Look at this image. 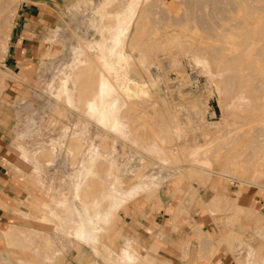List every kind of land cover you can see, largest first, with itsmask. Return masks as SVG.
Returning a JSON list of instances; mask_svg holds the SVG:
<instances>
[{"label":"rangeland","instance_id":"374dc122","mask_svg":"<svg viewBox=\"0 0 264 264\" xmlns=\"http://www.w3.org/2000/svg\"><path fill=\"white\" fill-rule=\"evenodd\" d=\"M23 1L6 3L0 11V121L15 153L13 166L31 190L24 227L1 233L12 259L27 264H112L108 258L125 255L128 245L136 261L120 264H150L153 259L141 251L137 223L160 210L167 199L188 213L215 197L224 203L215 183L225 176L242 184L264 178V0H140L130 8L124 47L134 62L128 75L148 93L131 95L122 86L121 94L111 97L124 134L90 112L92 100L103 93L98 92L100 73L108 71L97 51L89 48L99 41L101 13L122 7L124 0L65 5L45 31L35 74L23 89L10 92L9 47ZM65 72L72 75V105L58 91ZM20 145L30 152L29 159L17 150ZM91 147L98 156L93 173L81 185L80 201L95 204L116 175L123 187L144 185L99 224L98 252L94 244L73 242V234L57 229L59 216H67L73 172L86 165ZM153 180L155 186H150ZM108 204L104 199L100 210ZM233 223L231 217L227 224ZM255 233L256 247L244 243V264L262 262L264 231ZM229 237L216 246L231 244ZM200 239L205 245L212 238Z\"/></svg>","mask_w":264,"mask_h":264},{"label":"crops","instance_id":"0c3cea01","mask_svg":"<svg viewBox=\"0 0 264 264\" xmlns=\"http://www.w3.org/2000/svg\"><path fill=\"white\" fill-rule=\"evenodd\" d=\"M74 1H23L12 30L9 47V67L7 69L11 77L10 92H18L21 88L23 89L27 79L35 74L37 62L44 52L43 36L45 31L50 27L52 21L57 20L63 7ZM111 1L105 0V3ZM216 1L220 2V0ZM124 3L119 8L107 7L105 13H101L102 24L100 23L98 29L99 41L89 47L97 51L102 66L108 71L107 75L104 72L100 73L98 92L109 90V84L107 88L105 87L104 78L110 77L113 63L115 68L120 69L124 57L127 58L130 66L134 62L124 45L131 19L129 10L130 8L134 9L140 0H124ZM109 40L112 42L109 43ZM140 58L145 59L143 54H140ZM71 78V72H65L58 91L72 105L74 94L69 84ZM118 84L121 90L122 86L127 87L125 82L121 81ZM10 92H7L9 96ZM95 100L96 97L91 104ZM104 102L107 103L104 106L110 110L111 97L104 99ZM7 134L6 125L0 121V264H27L12 259L8 255L6 242L1 234L24 227L23 212H27L26 205L31 200V190L27 181L13 166L15 164L13 154L15 153L10 146ZM76 134L78 132L75 131ZM60 141V148H62L63 141ZM17 148L26 159L30 158L31 154L26 147L20 145ZM36 168L39 171L42 170L39 162H36ZM75 171L73 172L74 182H77ZM260 181L259 183L242 184V180L239 178L225 176L222 181L217 180L215 183L217 191L225 199V202H220L215 197L211 201H205L202 209L190 207L188 213L179 211V202H173L171 198L167 199L160 210L142 219L141 223H137L142 230L136 231L142 246L141 251L153 259V263L150 264H242V262L244 264L247 250L244 243L251 242L256 247L252 239L257 237L255 231H264V178ZM134 186L139 190L132 197L136 196L144 187L143 184ZM150 186H155L154 180ZM75 202L78 204L80 200L76 199ZM249 210L250 213L247 212ZM59 217L57 229L62 231L60 225L63 219L62 216ZM231 217H234L235 221L232 226L227 224ZM208 236L212 238L211 243L208 241V244L203 245L201 243L203 239L200 238L208 239ZM225 236H230L231 244L216 246V243L223 240ZM73 240L78 243L94 244V251L98 252L95 245L99 239L96 242L88 243L78 238L75 239L73 236ZM58 251L56 249V252ZM124 252L125 255H118L115 258L111 255L108 260L112 264L136 261V256L128 245L124 248ZM260 258L263 263L255 260L252 264H264V255H261Z\"/></svg>","mask_w":264,"mask_h":264},{"label":"bare ground","instance_id":"6f19581e","mask_svg":"<svg viewBox=\"0 0 264 264\" xmlns=\"http://www.w3.org/2000/svg\"><path fill=\"white\" fill-rule=\"evenodd\" d=\"M14 1L15 0H0V11H2V9L4 8L6 3L8 5V3L10 4V3H13ZM201 18H199V19H201ZM0 25H1V21H0ZM173 38H172V41L174 40ZM3 48L7 49V46L5 45V46H3ZM140 60H144V59L140 58ZM199 61H198V63L201 62V61L200 62ZM144 62L145 61H141L142 64ZM202 62H204V66L207 69V67L209 66L208 62L205 60ZM129 67H130V64H129L126 57H124V62H121L120 69L115 68V64L113 63L112 73L110 75V77H111L110 83L107 82L109 80L108 77L104 78V82L106 83L105 87L107 88L108 87L107 85L109 84V86H110L109 90L104 91L101 95V98H98V96H97L95 102H93V104H91V106H90V112L93 114V116L101 124L107 126L108 128H110L112 130L114 129V130L120 132L121 134H124L123 129H122V123H121L120 119H118L117 116L115 115L114 108H113L115 105L116 99H114V103L111 104L112 106H111L110 110L104 106L107 104L104 102V99H108L109 97H112L115 93L121 94L120 86H119V84L118 85L116 84L117 78L120 79L122 82H125L127 84L128 91L130 92L131 95H137V96L140 95L141 96V94L148 93V89H146L144 87H139L138 83L136 81H133L129 77V75H128V69H130ZM211 73H213V72H211ZM214 77H216V76H214ZM183 110L184 109H182V111ZM207 110H209V112H210L212 110V106H209L207 108ZM184 112H183V114H187ZM192 113H193V111H192ZM179 114H181V113H179ZM205 114H206V112H205ZM200 116L201 115H199V118H200ZM203 117L205 119V116H203ZM181 118L184 119L183 116H181ZM196 118H198V117H196ZM196 120H198V119H196ZM199 125L200 124H198V126ZM59 143L61 144V141ZM170 151H173V150H170ZM97 156H98L97 149L96 148L93 149V147H91L90 155L87 157V160L85 161L86 165L85 164L81 165L75 171V174H76V177L78 178V180H77V182H74L73 185L71 186L70 190H71L72 196H71L70 200H68V202L65 203V207L67 210V216L63 219L62 224L60 225V229L65 234H69V235L73 234L76 238L84 240L88 243L97 241L98 232H99V224L106 222V220L109 216V213L112 212V210L118 208L123 203H125L128 199H130L139 190V188L135 187V186H130V187L124 186L123 187V182L120 180L119 175H116L111 180L112 182L108 184V186L106 187L104 192L101 194L99 200L95 204L87 205V204H83L82 201H80V203L77 204L75 201H76V199H79V193H80L81 185L88 178V176L93 173V171H94L93 165L97 159ZM110 164L111 165L116 164V158L115 157L111 158ZM106 198L109 199V204L104 210H100L101 209V202Z\"/></svg>","mask_w":264,"mask_h":264}]
</instances>
